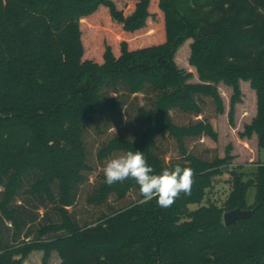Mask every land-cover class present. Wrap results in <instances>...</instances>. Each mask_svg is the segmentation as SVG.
I'll return each instance as SVG.
<instances>
[{"label": "trees", "instance_id": "obj_1", "mask_svg": "<svg viewBox=\"0 0 264 264\" xmlns=\"http://www.w3.org/2000/svg\"><path fill=\"white\" fill-rule=\"evenodd\" d=\"M186 37L198 81L175 60ZM241 78L257 92L242 135L261 149L264 0H0V264L34 249L44 264L52 250L60 264H264V160L224 205L201 203L229 162L206 141L218 84L232 121ZM129 150L155 174L193 169L191 195L161 208L133 180L107 185L103 165ZM237 206L258 207L226 224Z\"/></svg>", "mask_w": 264, "mask_h": 264}, {"label": "rangeland", "instance_id": "obj_2", "mask_svg": "<svg viewBox=\"0 0 264 264\" xmlns=\"http://www.w3.org/2000/svg\"><path fill=\"white\" fill-rule=\"evenodd\" d=\"M191 37H186L178 46L175 53V60L180 67L192 71L191 81H198L196 67L189 62L191 52ZM218 89L223 97L224 110L214 120L217 130V140L206 139L207 143L217 146L220 156L229 157V162L224 171L214 177L213 185L208 188L205 198L201 203L215 202L224 205L233 186V175L242 173V177L247 180L254 175L260 163L264 160V147L258 148L257 134L244 136L242 132L247 124H251L257 112V92L251 84L250 79H240L241 100L234 105L232 121L230 118L231 96L233 87L223 81L219 82ZM256 187L251 186L247 193L249 203L255 201ZM200 203L191 204L192 208L199 206ZM87 205L84 198H80L75 210L79 213L86 212ZM43 249L32 250L25 258L24 264H44ZM59 254L52 250L46 264H60Z\"/></svg>", "mask_w": 264, "mask_h": 264}, {"label": "clouds", "instance_id": "obj_3", "mask_svg": "<svg viewBox=\"0 0 264 264\" xmlns=\"http://www.w3.org/2000/svg\"><path fill=\"white\" fill-rule=\"evenodd\" d=\"M101 170L107 185L133 180L139 187L141 202L156 199L161 208H170L181 195L190 196L195 182L194 170L179 164L155 174L154 168L139 150H129L108 159Z\"/></svg>", "mask_w": 264, "mask_h": 264}, {"label": "water", "instance_id": "obj_4", "mask_svg": "<svg viewBox=\"0 0 264 264\" xmlns=\"http://www.w3.org/2000/svg\"><path fill=\"white\" fill-rule=\"evenodd\" d=\"M258 206L252 208H242L240 206L224 211V222L226 224L234 223L241 218L252 215Z\"/></svg>", "mask_w": 264, "mask_h": 264}, {"label": "crops", "instance_id": "obj_5", "mask_svg": "<svg viewBox=\"0 0 264 264\" xmlns=\"http://www.w3.org/2000/svg\"><path fill=\"white\" fill-rule=\"evenodd\" d=\"M56 251V250H55ZM57 252V251H56ZM24 262H25V260H24Z\"/></svg>", "mask_w": 264, "mask_h": 264}]
</instances>
